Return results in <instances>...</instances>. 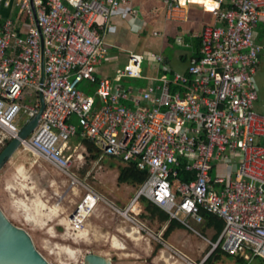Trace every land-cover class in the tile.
I'll list each match as a JSON object with an SVG mask.
<instances>
[{"label": "built area", "instance_id": "built-area-1", "mask_svg": "<svg viewBox=\"0 0 264 264\" xmlns=\"http://www.w3.org/2000/svg\"><path fill=\"white\" fill-rule=\"evenodd\" d=\"M159 1L171 19L198 4L214 23L199 34L186 73L162 74L143 89L123 82L142 79L147 59L163 68L162 54L130 51L115 80L97 73L109 53L111 20L135 14L133 0H0V10L17 12L0 24V150L38 113L42 91L40 122L20 148L52 164L72 192L84 190L69 218L75 229L108 203L74 170L83 154L67 153L80 133L100 149L99 160L147 172L127 207L116 208L130 222L137 223L143 198L197 234L191 221L203 223L205 212L225 223L212 251L264 260V113L255 79L264 0H210L212 10L197 0Z\"/></svg>", "mask_w": 264, "mask_h": 264}, {"label": "rangeland", "instance_id": "rangeland-1", "mask_svg": "<svg viewBox=\"0 0 264 264\" xmlns=\"http://www.w3.org/2000/svg\"><path fill=\"white\" fill-rule=\"evenodd\" d=\"M191 11L192 16L202 13L200 6L192 7ZM16 15L14 12L12 17ZM179 34L190 45H178L174 36L165 54L173 62V69L183 72L187 69V62H175H179L181 55L189 59L197 41L190 38V34ZM259 43L264 45V37ZM255 79L260 95L256 107L264 113L263 53ZM86 88V83L79 87L82 91ZM75 121L78 123L77 119ZM67 153L74 159L83 154L84 165H75L74 170L81 178L87 176L86 184L108 202H102L80 229L70 225L69 218L76 211L84 190L80 194L69 190L65 177L43 157L20 148L0 172V206L15 225L30 233L37 249L51 264H84L89 253L110 258L113 264H204L213 249L212 243L206 249L192 244L187 251L163 240L160 224L133 214L137 220L135 224L116 210L125 209L138 190L137 186L127 188L117 184L119 161L106 156L97 164L87 147L76 138L70 142ZM191 224L201 233L200 225L194 221ZM188 232L197 235L193 231ZM203 242L206 243L205 240ZM212 264H264V260L248 261L220 253Z\"/></svg>", "mask_w": 264, "mask_h": 264}, {"label": "crops", "instance_id": "crops-1", "mask_svg": "<svg viewBox=\"0 0 264 264\" xmlns=\"http://www.w3.org/2000/svg\"><path fill=\"white\" fill-rule=\"evenodd\" d=\"M198 1L204 2L208 10H212L215 6V3L210 0L208 1L197 0V2ZM133 3L136 10L135 14L131 16V15H125L123 13H119L112 18L111 26L105 35V41L109 46L108 47L109 53L107 58L102 62L101 65H99L97 73L101 77H106L115 80L118 76V73L123 69L124 65L126 64L128 60V53L130 51L141 54H147L150 52L160 53L164 57L163 68H159L156 63H154L150 59H147L143 64L142 79L124 80L123 82V85L126 87L134 86L145 89L153 81L160 82L159 78L162 76V74H167L170 77L173 72H178L173 69V65H172L173 62L171 63L169 56L165 54V50L167 47H169V43L172 41L173 37L175 36L176 38L175 41L178 45L179 44L183 45L185 43L186 45L189 46L190 44L184 42V39L182 38V35L179 34V32L185 35L190 34L191 35L190 38L195 39L199 44V40H200L199 34L202 32L205 26L214 23V16L211 12L204 10L201 5L190 4L184 7L183 12H181L177 18L171 19L169 18L165 5L159 0H133ZM195 6L198 7L200 6L202 13L200 15L192 16L191 8ZM14 12H16L14 10V7L12 10H6L4 8H1L0 24H2L4 18L9 16L11 17L14 14ZM186 24H189V27H186ZM180 28L182 29L179 31ZM20 29L22 33L25 34L28 30V26L25 25L24 23H21ZM154 32H159L160 35H154ZM147 37L149 38L148 40L146 39ZM263 37H264V26L260 25L256 33V41L259 43V40ZM179 39L181 40L180 43H179ZM133 40H136V42L134 43ZM198 44L196 46H193V52L189 59H187L186 56L181 55L178 58L179 62H175V63L187 62V64L189 65L191 58L196 57L195 54H199ZM134 49L137 51H135ZM186 71L180 73H186ZM103 160L104 157L100 160L98 159L97 160L98 164H100V162ZM120 163H121L120 166L127 165L122 162ZM117 184L122 186L126 185L127 188L132 187V185L129 184H119L118 181ZM133 187L135 186L133 185ZM140 207H141V212L139 213L138 217L143 216V218L145 219L160 224L161 231L164 234V232L167 230L169 226V221L162 222L157 217L153 219L150 216V213L147 211L143 201H141ZM161 210L164 213H166L163 209ZM219 219H220L219 222L224 223V221L221 218ZM180 225L182 227H177L172 230V232L168 236L167 242L170 245L181 246L187 251L192 244L197 245L201 249L208 248L207 245H210L211 243H215L220 239L224 230V228L223 230H219L214 225H208L206 218H204L203 223L198 224L201 226L200 231L202 234L198 231L199 234H197L196 236L188 232L191 230L186 229L182 224ZM202 239L205 240L206 243L203 242ZM208 255L206 259L211 254L209 256ZM238 258L243 259L241 257ZM191 262L194 263V261Z\"/></svg>", "mask_w": 264, "mask_h": 264}, {"label": "water", "instance_id": "water-1", "mask_svg": "<svg viewBox=\"0 0 264 264\" xmlns=\"http://www.w3.org/2000/svg\"><path fill=\"white\" fill-rule=\"evenodd\" d=\"M44 76L42 81H44ZM40 108L28 123L22 127L18 136L10 141L0 152V172L6 163L18 152L22 142L26 141L40 122V116L45 109V97L39 92ZM212 251L210 252V254ZM209 254V255H210ZM208 255V256H209ZM0 264H51L37 249L30 233L15 225L0 206ZM84 264H113L110 258L89 253L84 258Z\"/></svg>", "mask_w": 264, "mask_h": 264}, {"label": "trees", "instance_id": "trees-1", "mask_svg": "<svg viewBox=\"0 0 264 264\" xmlns=\"http://www.w3.org/2000/svg\"><path fill=\"white\" fill-rule=\"evenodd\" d=\"M198 45L200 46V40H199ZM195 56H198V54H195ZM76 140L82 142L87 147V150L92 154L93 159L98 160L100 158L101 151L94 143H92L87 138L82 137L80 133L76 137ZM3 149L4 148H2L0 150V152ZM180 173H181V177H180L181 180L182 181L187 180L186 179L187 176L185 175V173L183 171ZM146 178H147V172L146 171H141L138 168H136L134 165H131V163H130V165L120 166L119 176H118L117 181L119 184H129V185H134V186L139 187L141 184L144 183ZM142 201L144 202L147 211L150 213V216L153 219L157 217L162 222H168L169 221V226H168L167 230L161 236L163 240L167 241L168 236L170 235V233L172 232L173 229H175L177 227H182L179 224V222H177L176 220H171L169 218L168 214L164 213L157 205H155L154 203H152L148 199L143 198ZM203 216H204V218H206L208 225H214L217 229L223 230L225 223L219 222L220 219L217 216L207 214V213H203ZM220 253H223V251L220 247H218L206 259L204 264H212L214 262V260L217 259V257L219 256Z\"/></svg>", "mask_w": 264, "mask_h": 264}, {"label": "bare ground", "instance_id": "bare-ground-1", "mask_svg": "<svg viewBox=\"0 0 264 264\" xmlns=\"http://www.w3.org/2000/svg\"><path fill=\"white\" fill-rule=\"evenodd\" d=\"M215 6H216V4H215ZM215 6H214V7H215Z\"/></svg>", "mask_w": 264, "mask_h": 264}]
</instances>
